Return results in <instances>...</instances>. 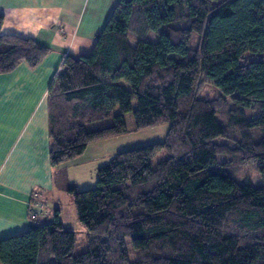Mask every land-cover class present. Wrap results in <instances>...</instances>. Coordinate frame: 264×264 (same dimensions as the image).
<instances>
[{
	"label": "trees",
	"instance_id": "obj_1",
	"mask_svg": "<svg viewBox=\"0 0 264 264\" xmlns=\"http://www.w3.org/2000/svg\"><path fill=\"white\" fill-rule=\"evenodd\" d=\"M4 20L0 75L37 68L51 50L5 35ZM205 85L217 100L199 97ZM48 105L53 169L92 143L170 129L118 153L95 188L68 191L86 252L57 211L0 240V264H264V183L232 173L258 162L264 182V0H120L93 52L63 58Z\"/></svg>",
	"mask_w": 264,
	"mask_h": 264
},
{
	"label": "crops",
	"instance_id": "obj_2",
	"mask_svg": "<svg viewBox=\"0 0 264 264\" xmlns=\"http://www.w3.org/2000/svg\"><path fill=\"white\" fill-rule=\"evenodd\" d=\"M120 0H0L2 31L36 40L51 53L0 75V240L55 221L50 163L49 88L67 55L89 56ZM59 219L65 227V223ZM66 228V227H65Z\"/></svg>",
	"mask_w": 264,
	"mask_h": 264
},
{
	"label": "rangeland",
	"instance_id": "obj_3",
	"mask_svg": "<svg viewBox=\"0 0 264 264\" xmlns=\"http://www.w3.org/2000/svg\"><path fill=\"white\" fill-rule=\"evenodd\" d=\"M154 39L156 40L158 38L155 37ZM193 44H198L197 38L194 39ZM131 45L135 47L133 40H131ZM199 97L201 99L217 100L219 94L211 86L205 85L199 93ZM220 118L222 117L220 116ZM110 124L111 121L98 122L89 125L88 130L95 131L107 127ZM169 129L170 124H162L92 143L82 157L58 168L55 175L56 190L48 201L47 207L53 208L54 205H57L56 209L61 212V218L65 223L66 230L76 233L77 242L74 252L76 256L87 250L86 230L79 222L74 200L68 191L72 188H77L79 191L95 188L99 169L107 165L118 153L152 143L162 142L165 140ZM167 157L168 154L166 152L160 153L154 160L155 167ZM232 173L236 181L241 184L250 183L254 187H261L264 183L258 162L246 166H235L232 168Z\"/></svg>",
	"mask_w": 264,
	"mask_h": 264
},
{
	"label": "built area",
	"instance_id": "obj_4",
	"mask_svg": "<svg viewBox=\"0 0 264 264\" xmlns=\"http://www.w3.org/2000/svg\"><path fill=\"white\" fill-rule=\"evenodd\" d=\"M29 215H30V219H31L32 221H36V219H37V214L34 212V210H31Z\"/></svg>",
	"mask_w": 264,
	"mask_h": 264
}]
</instances>
